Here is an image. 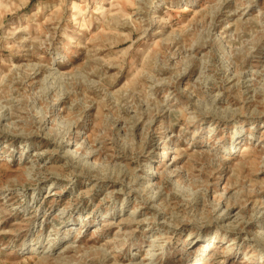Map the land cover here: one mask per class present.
<instances>
[{
	"label": "rangeland",
	"instance_id": "rangeland-1",
	"mask_svg": "<svg viewBox=\"0 0 264 264\" xmlns=\"http://www.w3.org/2000/svg\"><path fill=\"white\" fill-rule=\"evenodd\" d=\"M0 264H264V0H0Z\"/></svg>",
	"mask_w": 264,
	"mask_h": 264
},
{
	"label": "bare ground",
	"instance_id": "bare-ground-1",
	"mask_svg": "<svg viewBox=\"0 0 264 264\" xmlns=\"http://www.w3.org/2000/svg\"><path fill=\"white\" fill-rule=\"evenodd\" d=\"M77 2L76 1H73L72 3H71V9H72V11H73V13H72V18L73 19H76V14H77V11H78V8H77ZM32 247H28V248H26V251L27 250H30V251H32ZM147 257V256H146ZM143 259H144V257H143ZM149 259V258H148Z\"/></svg>",
	"mask_w": 264,
	"mask_h": 264
}]
</instances>
